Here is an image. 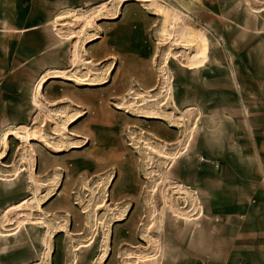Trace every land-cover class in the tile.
Masks as SVG:
<instances>
[{"label": "crops", "instance_id": "1", "mask_svg": "<svg viewBox=\"0 0 264 264\" xmlns=\"http://www.w3.org/2000/svg\"><path fill=\"white\" fill-rule=\"evenodd\" d=\"M93 1L0 0L2 134L12 129L14 120L26 121L28 116L21 111L15 116L13 91L44 78L39 103L42 107L45 102L51 104L68 129L67 137L81 142L77 164L69 165L66 172L110 176L114 166L112 176L130 179L136 172L132 151L115 135L141 123L105 120L102 114L108 109L102 102L116 97L122 108L128 106L126 96L132 83L138 85L134 91L139 95L152 92L158 98L165 97L159 105L153 101L149 107L166 115L181 109L184 118V127L176 129L167 123L171 116L160 118L174 133L166 130L159 139L174 145L177 133H184L182 152L172 169L173 180L184 191L176 189V194L184 199V207L193 205L202 212V218L199 213L192 220L182 219L193 228L191 244L184 247L182 257L207 258L211 264H264V54L260 63L246 57L243 69L230 59V67L218 65V71L225 74L206 79L202 76L205 64H185L184 46L178 47L183 52L178 59L181 63L174 64L173 58L162 63L160 51L168 42L158 43L160 32L140 21L141 15L136 16L138 20L122 14L108 22L102 15L91 16ZM87 34L92 37L86 39ZM245 45L225 42L228 50H264V43ZM155 60L158 62L152 66ZM157 63L172 79L167 76L162 82ZM132 97L137 99L134 94ZM33 109L39 110L38 106ZM116 112L126 114L122 109ZM94 137L103 143L95 147L96 156L90 158L86 152ZM131 191L136 192L127 185L118 192L125 195ZM9 207L3 210V219Z\"/></svg>", "mask_w": 264, "mask_h": 264}, {"label": "rangeland", "instance_id": "2", "mask_svg": "<svg viewBox=\"0 0 264 264\" xmlns=\"http://www.w3.org/2000/svg\"><path fill=\"white\" fill-rule=\"evenodd\" d=\"M92 4L91 16L102 15L108 22L122 14L138 20L136 16L141 15L140 21L160 32L158 43L168 42L160 51L162 63L168 58H173L174 64L181 63L183 52L178 47L184 46L185 64H205L202 76L206 79L225 74L218 71V65L230 67V59L243 69L246 57L260 63L264 54L260 47L225 48V42H242L247 47L252 42L264 43V0H94ZM196 38H200L201 48ZM160 65L157 63L156 69L163 82L171 75ZM230 69L228 73L233 76ZM44 80L13 91L15 116L20 111L28 116L26 121L14 120L9 130L22 136L29 134L28 143L14 135L3 143L9 130L2 134L4 129H0V149L4 150L0 153V264H211L207 258L182 257L184 247L191 244L193 228L184 225L188 220L181 217L190 219L200 213L202 218V212L193 205L184 207V199L176 194V189L184 191V187L172 177L173 161L182 152L180 140L184 133H177L174 145L159 139L166 130L174 133L170 129L184 127L181 109L169 115L155 112L149 105L153 101L159 105L165 97L158 98L152 92L139 95L134 91L138 85L132 83L126 96L128 106L122 108L118 98L110 97L102 102L108 109L102 117L118 124L141 123L115 135L132 151L135 177L115 178L114 166L110 176L70 174L67 168L77 164L75 156L82 149L78 147L81 142L67 137L68 129L51 104L45 102L42 107L39 99L36 101L42 91L37 92V86ZM33 106H38L39 114ZM120 109L126 114L116 112ZM109 110L112 113H107ZM138 115L140 120L136 119ZM170 116L169 127L163 119ZM90 140L86 155L91 158L103 141L95 137ZM127 185L136 192H118ZM8 206L3 219V210Z\"/></svg>", "mask_w": 264, "mask_h": 264}, {"label": "bare ground", "instance_id": "3", "mask_svg": "<svg viewBox=\"0 0 264 264\" xmlns=\"http://www.w3.org/2000/svg\"><path fill=\"white\" fill-rule=\"evenodd\" d=\"M167 23L169 24V19L167 20ZM166 23V24H167ZM195 43L201 48V40L200 38H196L195 39ZM204 49V48H203ZM202 49V50H203ZM201 49L198 51L199 53H202ZM46 83V80H44L43 82H40L39 85L37 86V92H40L42 89H43V86L44 84ZM91 85V84H90ZM89 86V84H88ZM39 94V93H38ZM39 99V95L37 96L36 95V101ZM78 115V114H77ZM14 135L16 139H18L20 142H25V143H28V141L30 140L29 138V134L25 135V136H22L20 134H18L16 131L14 130H9L3 137V143H6V137L8 136H12ZM6 147V146H5ZM7 150V148L5 149V151ZM184 219V218H183ZM181 220H182V217H181Z\"/></svg>", "mask_w": 264, "mask_h": 264}]
</instances>
